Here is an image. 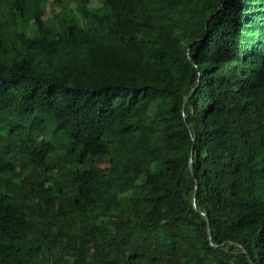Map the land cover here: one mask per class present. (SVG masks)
Returning a JSON list of instances; mask_svg holds the SVG:
<instances>
[{"label": "trees", "instance_id": "1", "mask_svg": "<svg viewBox=\"0 0 264 264\" xmlns=\"http://www.w3.org/2000/svg\"><path fill=\"white\" fill-rule=\"evenodd\" d=\"M92 1L0 0V264H264V0Z\"/></svg>", "mask_w": 264, "mask_h": 264}, {"label": "rangeland", "instance_id": "2", "mask_svg": "<svg viewBox=\"0 0 264 264\" xmlns=\"http://www.w3.org/2000/svg\"><path fill=\"white\" fill-rule=\"evenodd\" d=\"M101 1L102 0H93L91 6L92 7H99L101 5ZM45 10H46L45 15L43 17L44 18L50 17L49 7L47 6Z\"/></svg>", "mask_w": 264, "mask_h": 264}, {"label": "water", "instance_id": "3", "mask_svg": "<svg viewBox=\"0 0 264 264\" xmlns=\"http://www.w3.org/2000/svg\"><path fill=\"white\" fill-rule=\"evenodd\" d=\"M186 102V99L184 100V103ZM190 170H191V160H190ZM204 218L208 221L207 215L205 213H202Z\"/></svg>", "mask_w": 264, "mask_h": 264}]
</instances>
